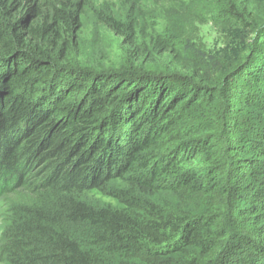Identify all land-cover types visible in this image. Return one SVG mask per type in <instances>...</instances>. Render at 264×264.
<instances>
[{"label": "trees", "instance_id": "16d2710c", "mask_svg": "<svg viewBox=\"0 0 264 264\" xmlns=\"http://www.w3.org/2000/svg\"><path fill=\"white\" fill-rule=\"evenodd\" d=\"M167 1L189 26L148 44L136 14L97 11L126 37L98 69L78 58L90 0H0V264H264V0ZM108 185L119 207L87 202Z\"/></svg>", "mask_w": 264, "mask_h": 264}, {"label": "rangeland", "instance_id": "374dc122", "mask_svg": "<svg viewBox=\"0 0 264 264\" xmlns=\"http://www.w3.org/2000/svg\"><path fill=\"white\" fill-rule=\"evenodd\" d=\"M89 4V8L86 9L82 16V27L78 34V58L84 65L98 69H116L120 67L123 61V47H125L122 45L126 44L124 43L125 35H120L105 25L98 15L99 12L102 15H111L121 22L124 20L128 21V17L136 14L137 25H142L136 36L138 44L145 42L148 44L158 34H165V30L173 29L175 25L177 27L179 25H183V27L184 25L185 27L189 26L188 22L190 21L188 20L189 13L186 12H182L176 17H168L167 10L170 4L167 0H136L134 4L133 2L130 4L127 0H90ZM170 11H174V8L170 9ZM128 13L131 14L128 15ZM139 13H145V19L147 20H142ZM208 24L211 25L212 23ZM233 29L240 30V28L235 27ZM237 32L239 31H231L225 38H233ZM223 35V31L212 28L205 36V40L210 46L221 49L223 46L216 42L225 41ZM177 38H180V36H177ZM190 39H192V36ZM196 39L199 43H204V36L199 39L196 33ZM115 193L116 190L114 188L111 189L108 185L103 192L92 190L86 193L85 198L89 204L95 207L110 206L115 208L119 207V203L114 197ZM154 200L158 203L166 200L169 203L195 206L198 199L190 198L185 194L162 192L154 197ZM76 235L81 245L91 253L97 255L106 250L101 240V233H98L92 227H81ZM103 256L105 257L106 255ZM109 257L119 264H135V261L129 255L112 254L105 257V259L111 260Z\"/></svg>", "mask_w": 264, "mask_h": 264}]
</instances>
